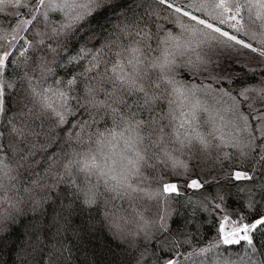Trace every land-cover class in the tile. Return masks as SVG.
I'll return each instance as SVG.
<instances>
[{
  "label": "snow or ice",
  "instance_id": "snow-or-ice-1",
  "mask_svg": "<svg viewBox=\"0 0 264 264\" xmlns=\"http://www.w3.org/2000/svg\"><path fill=\"white\" fill-rule=\"evenodd\" d=\"M176 203L215 242L196 248ZM74 253L264 264V0H0V264Z\"/></svg>",
  "mask_w": 264,
  "mask_h": 264
},
{
  "label": "trees",
  "instance_id": "trees-1",
  "mask_svg": "<svg viewBox=\"0 0 264 264\" xmlns=\"http://www.w3.org/2000/svg\"><path fill=\"white\" fill-rule=\"evenodd\" d=\"M55 46V45H54ZM72 55H75V52L73 51L71 53ZM69 52L65 51L61 53V56H68ZM57 63L62 64L63 67H57L55 70L60 73L61 75H65L69 71H81L82 69L80 68H74L73 65H70L67 63L66 60L59 59ZM245 70L241 71L240 69H237V75L241 78L245 77ZM251 74H249L250 76ZM257 76L259 73L256 74ZM242 83L241 80H238L236 84L234 85L235 87H239V85ZM196 178L195 174L192 173L189 175V179ZM232 192H235V188H230L229 189ZM195 190L188 189L185 192V197L181 199H185L188 196H191L193 200H201L202 197L199 196L198 192H195ZM209 193L215 192V186L209 187L207 189ZM243 195V194H241ZM219 202V201H215ZM230 204L232 201L229 199L228 201ZM174 211H178L180 213H183V220H188L189 223L185 227V231L192 233L193 236L195 237V247H203L206 246L208 243L213 242L214 238L217 236V232L215 230V226L213 225V219L214 217L212 215H209L208 213L203 212L197 205L193 204L188 207L182 206L180 203L174 204ZM193 212H195V215H193ZM79 221H77L78 223ZM28 222L25 221V224ZM172 224L173 228H176L177 226H183V221L180 218L174 219L170 221ZM24 225H21V228H23ZM52 231H55V229H52ZM17 236H19V232H17ZM258 240L260 239V236L257 235L256 237ZM178 239H183V237H178ZM68 240H71V237H68ZM54 242V241H53ZM84 247L87 248L89 253L94 254L98 258H103L104 253L106 252L107 248H115L116 245L112 242V240L107 236L106 232L103 230L98 229L97 233L95 236H93L91 239L85 238V244ZM227 247V246H222V248ZM236 250L242 253V249L240 246H235ZM181 252H191L194 251V247H190L188 245H184L180 248ZM230 255H234V253H229ZM76 257H78L75 261V264H85L83 254L82 253H74ZM10 259V258H9ZM201 259H204L203 257H197L193 256L187 264H199V261ZM10 264H11V259H10ZM207 264V262H206Z\"/></svg>",
  "mask_w": 264,
  "mask_h": 264
},
{
  "label": "rangeland",
  "instance_id": "rangeland-1",
  "mask_svg": "<svg viewBox=\"0 0 264 264\" xmlns=\"http://www.w3.org/2000/svg\"><path fill=\"white\" fill-rule=\"evenodd\" d=\"M242 62H245L244 61V58H242ZM250 66L254 67L255 65L254 64H251ZM216 238H217V236L214 238L213 242H215Z\"/></svg>",
  "mask_w": 264,
  "mask_h": 264
}]
</instances>
